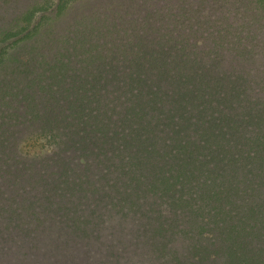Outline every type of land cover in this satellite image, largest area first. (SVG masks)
Returning <instances> with one entry per match:
<instances>
[{
	"label": "trees",
	"instance_id": "trees-1",
	"mask_svg": "<svg viewBox=\"0 0 264 264\" xmlns=\"http://www.w3.org/2000/svg\"><path fill=\"white\" fill-rule=\"evenodd\" d=\"M45 1L3 40L51 46L18 95L3 87L0 264H53L62 246L118 264L135 258L113 237L128 227L182 238L177 264H264V0H232L221 22L182 2L161 21L42 22ZM157 247L139 264L172 261Z\"/></svg>",
	"mask_w": 264,
	"mask_h": 264
},
{
	"label": "rangeland",
	"instance_id": "rangeland-1",
	"mask_svg": "<svg viewBox=\"0 0 264 264\" xmlns=\"http://www.w3.org/2000/svg\"><path fill=\"white\" fill-rule=\"evenodd\" d=\"M4 0H0V4H3ZM7 1V0H6ZM10 4L0 5L2 9L0 10V95L3 97L0 98L1 106H5L4 102V90L3 87H6L4 84L7 83V93L12 98L18 95V91L16 90L18 87L26 86V81L24 79H30L33 74V63L30 61L35 55H39L40 53H46L49 49L46 47H50L48 43V39H43V41L39 44L38 47L32 50V48L28 47L24 49V45L26 44L23 40L24 35L17 36L16 32H12V37L10 41L3 43V40L6 36H9V33H6L7 28L9 27L11 22V18L14 16L15 9L20 12V9H24L30 2L33 0H9ZM45 1V0H44ZM178 9L179 4L183 3V8L187 9L192 6V10H199V14H195L196 18L195 22H221L222 18H225L230 8H233L234 5L232 0H219L214 1V3H209L201 0H93L90 3V7L92 10L84 9L86 2L85 0H46L45 4L42 6V10L45 11L43 18H41L42 22H133L134 18H137V22H154L161 21L162 18L156 17L158 13H165L164 7L168 9L170 6ZM68 7L67 15L65 18L54 19V14L52 12H56L61 6ZM8 8V15L5 14L4 8ZM254 7V6H250ZM245 7L243 8V11ZM91 13V14H90ZM244 12H240L236 14V17L232 16L224 20V22H243V16L241 15ZM221 15V16H219ZM158 18V19H157ZM55 20V21H54ZM186 19L183 16H180L177 21L175 19L174 22H184ZM191 21V20H190ZM189 21V22H190ZM261 22V20L259 21ZM65 25V24H64ZM66 27V26H65ZM50 40V39H49ZM52 41V40H51ZM55 41L60 42L59 38ZM54 42V41H52ZM35 46V45H33ZM46 49V52H45ZM42 51V52H39ZM48 54L50 52H47ZM10 88V89H9ZM25 139H23V142ZM124 228V227H123ZM133 227H128L126 230L119 235L121 228L116 232L114 230L113 237L116 238V243L121 247V249L126 245L128 246V252H133L135 258L124 254L125 252L120 253V259L118 264H133L140 263V259H143L146 254H150L156 248L159 250L158 246H165L167 248H172L170 254L172 255V261L170 260H162L160 262L154 264H177L178 261L182 260L181 252L179 251V246L182 245V238L175 236H171L168 234H162L160 236H153L150 230L140 229L138 231H134ZM62 232H65L63 230ZM181 240V241H180ZM122 242L125 245H122ZM168 243V244H167ZM15 245V246H14ZM14 246V247H13ZM169 246V247H168ZM7 247H12L11 251L16 249H20V243H11ZM153 247V248H152ZM239 243L233 245V249H238ZM219 247L215 248L218 252ZM86 250V251H85ZM80 250V254L77 255L74 250H72L69 246H62L59 250V255L56 256L53 264H69L72 261L74 262L75 257L78 258L79 261L82 259L85 264H89L90 256L89 251L87 249ZM223 247L221 248V251ZM9 251V252H11ZM101 251V250H100ZM70 253V256L63 257V254ZM136 253L138 258L136 257ZM220 254V253H219ZM263 254V251H262ZM141 256V258H139ZM260 258L263 257L260 255ZM263 262L262 260H260ZM13 264V263H11ZM98 264V263H96Z\"/></svg>",
	"mask_w": 264,
	"mask_h": 264
}]
</instances>
